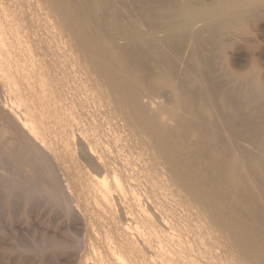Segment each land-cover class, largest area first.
I'll return each instance as SVG.
<instances>
[{"label": "bare ground", "instance_id": "6f19581e", "mask_svg": "<svg viewBox=\"0 0 264 264\" xmlns=\"http://www.w3.org/2000/svg\"><path fill=\"white\" fill-rule=\"evenodd\" d=\"M262 22L264 0H0V152L78 212L77 261L264 264Z\"/></svg>", "mask_w": 264, "mask_h": 264}, {"label": "rangeland", "instance_id": "374dc122", "mask_svg": "<svg viewBox=\"0 0 264 264\" xmlns=\"http://www.w3.org/2000/svg\"><path fill=\"white\" fill-rule=\"evenodd\" d=\"M259 36L263 43V34ZM239 44L241 49L232 54L231 60L246 62L249 52L244 41ZM3 154L1 151L0 174L4 176L0 175V264H83L77 261V254H84L86 250L84 232L77 225L78 212L68 210L67 204L51 197L44 186L46 177L38 167L39 162L25 164L21 159ZM6 164L12 167L7 168ZM35 165H38L37 171ZM40 171L44 174H38ZM43 190L47 191L43 193Z\"/></svg>", "mask_w": 264, "mask_h": 264}]
</instances>
